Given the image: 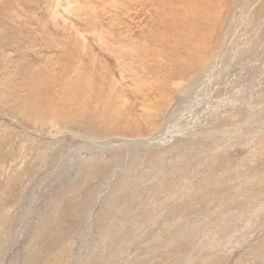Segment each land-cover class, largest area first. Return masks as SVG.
<instances>
[{
    "label": "rangeland",
    "instance_id": "374dc122",
    "mask_svg": "<svg viewBox=\"0 0 264 264\" xmlns=\"http://www.w3.org/2000/svg\"><path fill=\"white\" fill-rule=\"evenodd\" d=\"M6 196L0 264H264V0H0Z\"/></svg>",
    "mask_w": 264,
    "mask_h": 264
},
{
    "label": "bare ground",
    "instance_id": "6f19581e",
    "mask_svg": "<svg viewBox=\"0 0 264 264\" xmlns=\"http://www.w3.org/2000/svg\"><path fill=\"white\" fill-rule=\"evenodd\" d=\"M191 26L192 25H190V27ZM28 78H29V76H28ZM81 84L82 83H80V85ZM40 85L41 84H39L38 87H40ZM30 86H32L31 79L29 80V83L27 82V88L29 89ZM38 87L36 89H34L32 92L36 93ZM71 97L74 98L72 95H71ZM79 99H81V95H79ZM66 101H67V98H66ZM68 101H69V98H68ZM101 177H102V179H105V174H102ZM8 199L9 198L6 196V199L0 200V203L7 204ZM52 217H53V221H54L56 219V217L54 215H52ZM50 220H52V219H49L46 222L41 221L36 226V232H35V238L34 239H38L39 238L38 236L42 237L41 233H44L43 234L44 237H42L41 240H44L45 242L41 246L38 247V250L33 249V247L30 250L29 249L26 250L27 254L29 255V259L33 260V261L36 260L37 261L36 264H60V263L62 264L64 262L65 255L55 253V251L58 250L61 246L62 235H61V233L58 234L57 232H55L56 223L55 222L52 223V222H50ZM174 225H176V223H174ZM12 226L13 225L9 221L7 215L0 208V249H1V251H2V249H4L3 247L5 245V242H4L5 238L7 239ZM56 252H58V251H56ZM53 253H55V254H53ZM51 255H54V256L52 257Z\"/></svg>",
    "mask_w": 264,
    "mask_h": 264
}]
</instances>
